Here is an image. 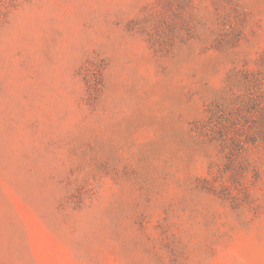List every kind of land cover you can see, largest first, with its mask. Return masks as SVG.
I'll list each match as a JSON object with an SVG mask.
<instances>
[{
	"label": "rangeland",
	"instance_id": "obj_1",
	"mask_svg": "<svg viewBox=\"0 0 264 264\" xmlns=\"http://www.w3.org/2000/svg\"><path fill=\"white\" fill-rule=\"evenodd\" d=\"M0 264H264V0H0Z\"/></svg>",
	"mask_w": 264,
	"mask_h": 264
}]
</instances>
